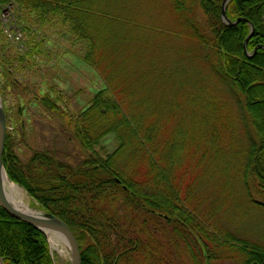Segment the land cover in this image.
Segmentation results:
<instances>
[{
  "label": "trees",
  "instance_id": "16d2710c",
  "mask_svg": "<svg viewBox=\"0 0 264 264\" xmlns=\"http://www.w3.org/2000/svg\"><path fill=\"white\" fill-rule=\"evenodd\" d=\"M223 1L0 0V14L14 6L10 25L30 45L20 53L5 37L0 52L2 97L15 87L13 97L8 91L14 114L5 170L41 209L69 226L82 264H140L141 232L150 224L186 229L204 244L239 243L199 212L195 195L235 134L247 140L244 179L264 200V0H231L227 17L246 19L234 27L222 19ZM250 23L255 31L245 50ZM54 36L81 46L76 58L98 74L102 90L59 92L63 77L30 64ZM28 70L49 74L42 95L35 94L41 82L17 78ZM32 104L73 146V155L35 127L26 129ZM109 135L116 140L113 152L101 145ZM22 139L23 157L17 152ZM194 199L198 205L190 203ZM256 203L264 209V201ZM239 244L240 264H264V248ZM0 258L4 264H55L45 234L3 208Z\"/></svg>",
  "mask_w": 264,
  "mask_h": 264
},
{
  "label": "rangeland",
  "instance_id": "374dc122",
  "mask_svg": "<svg viewBox=\"0 0 264 264\" xmlns=\"http://www.w3.org/2000/svg\"><path fill=\"white\" fill-rule=\"evenodd\" d=\"M8 7L9 9L5 7L0 14L2 27V30L0 29L1 53L5 44L3 38L6 37L11 40L13 37V35L9 34L7 31L12 30L13 32L14 28H8V26L10 27V23L16 20L17 16L14 6L9 5ZM198 17L202 23L205 21L201 11L198 12ZM247 44L246 46L244 44L245 50ZM26 46L29 48L30 45ZM26 46H24L25 49ZM80 47L81 46L74 47L68 36H54L50 41L42 45L39 56H33L30 64H37L38 62V69L45 71L51 68L54 69L60 77H63L62 80L57 81L59 84L57 91L59 92L61 90H68L70 92L71 89H81L84 87L93 92L100 91L104 88L101 78L91 67L76 58L77 55L81 53L79 52ZM49 52L52 53L50 57L47 56ZM256 52L257 50L254 51V54ZM254 54H249L247 52L248 57H252ZM46 75L49 74L43 72V76L40 77L34 75L31 70H28L24 71L22 74H18L17 78L20 82L24 83L30 80L31 85L41 82L42 87L37 93L33 92L31 95L34 93L36 95H42V93L45 92L44 83L49 81ZM67 75L70 78L65 80L64 76L67 77ZM14 88L15 87H10V89H7L5 98H2L3 108L5 112L7 110V115L10 117V120H8L9 131H13L12 121L14 109L12 108V97L14 95ZM8 91H11L12 97L8 94ZM27 92L30 93L29 90H27ZM42 116L43 114L37 109L36 105L32 104L30 106V111L26 112L23 119L26 129L29 130L31 126L35 127L46 141L60 148L64 155H73V146L68 143L64 137L60 136ZM246 144L247 140H245L243 136L235 134L234 137L230 138L228 142L229 146H227L224 153V159L219 162L215 161L213 167L210 165L207 168L205 176L199 179V188L195 192V195H199L201 198L198 206L199 212L215 221L217 227L229 232L240 241L249 243L255 247L264 248V209L260 205L258 206L255 204L258 201L262 203L264 200L258 195L253 183L250 180L246 182L244 179V152L247 150ZM101 145L108 151L113 152L116 149V140L112 135H109L101 140ZM18 146L20 147L17 152L23 157L24 149L27 148L23 139L22 143ZM218 164H220V166H218ZM25 193L31 203V207L41 210L37 205L38 202L26 191ZM190 203L192 205H198L195 199ZM184 230L183 232H172L173 229L170 226L161 223L158 225L153 224V226L150 224L145 232L140 231L143 239V246L141 250L139 249L138 251L139 263L240 264L242 261L234 253L236 251L235 248H240V241L239 243H234L236 246H230V244L223 242L222 246H220L216 239L215 242L209 241L206 245L202 238L196 240L192 233L186 229ZM149 232L150 234H148ZM218 236L221 237L220 235ZM48 242L54 263L70 264L71 256L69 247L61 242V248L58 250L52 248L50 241ZM229 248L230 250H227ZM216 251H218V255ZM214 252L215 255H212ZM148 255L149 260L146 258Z\"/></svg>",
  "mask_w": 264,
  "mask_h": 264
},
{
  "label": "water",
  "instance_id": "95a60500",
  "mask_svg": "<svg viewBox=\"0 0 264 264\" xmlns=\"http://www.w3.org/2000/svg\"><path fill=\"white\" fill-rule=\"evenodd\" d=\"M231 0H224L222 4V19L226 23L228 27H234L238 25L241 21L245 20L242 18L237 19L235 22L231 21L226 14V8L227 4ZM251 24V23H250ZM255 31V27L251 24V34L247 38L245 42V46L249 39L253 36ZM7 118L6 114L3 108V103L0 95V207L3 208L8 215H10L12 218L19 220L21 222H26L35 228L42 231L48 238V235L46 232L55 233L59 232L63 235L64 242L67 244V246L70 249V256H71V262L70 264H82V257L80 252L79 244L71 232L70 228L66 223H64L62 220L57 218L56 216L42 211L40 215H28L24 214L22 212H19L15 208H13L5 199V194L3 191L1 179L3 173H6L4 164H3V155L5 151V140H6V134H7ZM7 174V173H6ZM49 240V238H48ZM0 264H4L3 260L0 258Z\"/></svg>",
  "mask_w": 264,
  "mask_h": 264
},
{
  "label": "bare ground",
  "instance_id": "6f19581e",
  "mask_svg": "<svg viewBox=\"0 0 264 264\" xmlns=\"http://www.w3.org/2000/svg\"><path fill=\"white\" fill-rule=\"evenodd\" d=\"M1 183H2L4 194H5V199L13 208L18 210L19 212H22L28 215L38 216L40 215V213H42V211L39 210L38 208L31 207V203L25 191L18 185L14 184L9 179L6 173H3ZM46 233L48 235L52 248H56L60 250L61 242L67 245L64 242V239H63L64 237L61 233L59 232H55V233L46 232Z\"/></svg>",
  "mask_w": 264,
  "mask_h": 264
}]
</instances>
